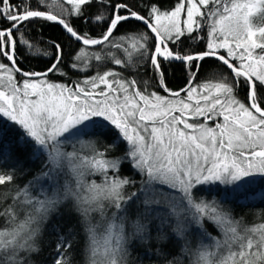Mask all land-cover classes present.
<instances>
[{
	"label": "snow or ice",
	"instance_id": "6c2138e0",
	"mask_svg": "<svg viewBox=\"0 0 264 264\" xmlns=\"http://www.w3.org/2000/svg\"><path fill=\"white\" fill-rule=\"evenodd\" d=\"M66 2L70 6L67 14L58 16L41 8L44 0H35V5L32 0H0V20L7 25L0 26V161H15L12 169L0 172V185L13 181L16 168L23 170L24 154L44 157L36 180L55 181L64 165L76 177L75 188L67 181L62 190L56 184L54 194L43 199L33 196L27 186L18 189L15 206L0 210L5 220L0 224V264H24L22 252L38 251L33 245L40 225L68 200L80 215L91 264H97L101 255L102 264H123L132 238L141 242L149 238L151 206L160 203L155 197L165 195V189L168 194L180 195L172 196L167 216L157 218L158 242L169 240L166 226L173 236L183 238L188 228L196 225L213 244L201 242L191 264H212L216 256L212 249L222 247L226 254L216 264H264V223L241 228L231 209L223 208L215 197L207 201L201 194L203 188L216 185L239 190L264 178V0H175L168 10L149 4L144 14L132 11L127 3L110 0H95L98 10L93 14H87V9L94 0ZM100 8L107 10V15ZM72 16L84 23L91 20L103 30L96 38L78 32L71 24ZM131 19L150 31L151 48L146 35L117 37L119 27ZM37 20L58 23L83 46H100L93 52L81 48L72 64L74 69L87 71L93 67L90 61H95V74L73 87L48 82L47 74L59 71V44L53 45V63L46 72L20 69L17 48L21 43L31 47L24 39L26 22ZM201 32L203 37L198 35ZM186 36L206 40L204 50H178L175 46ZM145 57L159 73L158 83L167 95L149 92L147 82L141 89L136 79L122 74ZM134 58H138L135 63ZM206 59L218 61L229 75L213 74L215 82L196 81ZM171 60L192 65L190 83L180 91L167 89L164 83L161 61ZM106 63L113 67L100 71ZM117 67L121 71L114 70ZM240 91L244 92L242 99ZM109 135L111 141L102 145L103 150L97 149L96 138ZM86 137L92 155H80L75 147L72 152L63 150L65 143L83 144ZM121 145L123 155L109 158L107 153ZM125 162L146 177L139 197L137 192L123 193L126 185L135 183L119 175ZM85 173L100 175L102 182L84 183ZM133 201L145 211L136 213L128 235L125 219ZM106 202L116 210L110 216ZM21 205L25 209L18 214ZM93 212L99 214L101 223H92ZM205 221L219 228L223 241L204 230ZM100 227L103 232L98 234ZM70 247L68 241H58L54 264H61ZM181 252H189L187 242ZM157 254L170 255L160 248ZM63 264H68L67 260ZM166 264L179 262L172 258Z\"/></svg>",
	"mask_w": 264,
	"mask_h": 264
},
{
	"label": "trees",
	"instance_id": "16d2710c",
	"mask_svg": "<svg viewBox=\"0 0 264 264\" xmlns=\"http://www.w3.org/2000/svg\"><path fill=\"white\" fill-rule=\"evenodd\" d=\"M35 5V0H32ZM110 3H127L132 11L139 14H144L148 10L149 4H158L162 10L172 9L175 4V0H110ZM47 11L53 14L66 15L70 6L65 0H44V4L41 5ZM98 10L95 0L92 7L87 9V14L96 13ZM100 11H104L107 15V10L100 8ZM72 26L81 33H85L93 38L100 35L102 26L96 25L89 20L88 23H84L81 19L72 16L70 17ZM27 31L24 39L28 40L31 47L24 46L21 43L16 55L18 57L17 64L20 69L25 72H40L47 70L53 63L55 55L54 44H59L62 50V59L59 65V71L51 72L47 74L46 79L50 82L57 84H65L69 87H73L76 83L83 81L87 77H91L95 74L96 62L90 61L93 67L87 71L77 70L72 67L75 62L74 58L78 54L81 48H84L88 52H93L99 49L100 46H83L75 39L69 37L64 30L56 22H49L44 20H37L33 22H26ZM0 26L6 27V23L0 20ZM24 31V28L21 29ZM139 36L146 35L148 39V47L151 48L153 43L152 34L145 26L135 19H131L124 22L116 33L117 37L125 34ZM202 33V32H201ZM200 36H204L205 34ZM206 46V40H193L187 36L176 45L175 47L182 52H199L204 50ZM169 47H173L169 45ZM107 51V49H105ZM115 51V50H113ZM119 55V53H117ZM122 59L124 57H121ZM138 58H134L135 60ZM4 63H8L4 60ZM162 70L164 72V83L167 89L172 91H180L186 88L189 83V77L192 75V65L180 61H161ZM105 67L112 68L111 64H105L99 67L100 71H104ZM114 70L121 71L118 67ZM122 74L130 79H136L138 87L143 89L144 83L147 82V90L149 92H156L158 95H167L158 83L159 73L151 69V66L147 63V57L140 61L135 68L124 70ZM213 74L216 77L219 75H229L226 69L219 66L218 61L215 59H206L201 62V69L196 76V81L209 82L215 81ZM17 80H20L19 75L16 76ZM103 87V86H101ZM183 94V92H181ZM244 92L240 91L239 98H243ZM104 131H107L104 129ZM111 141V135L99 136L96 138V148L103 150L102 145ZM75 150L78 154L84 156H90L93 154V150L88 145V138H85V142L80 145L66 144L63 145V150L66 152ZM109 158H113L118 155H123V145L116 151L107 153ZM29 157L24 154L22 157V168H16L14 172L13 181L0 185V210H3L9 206V204L17 203L14 201V197L17 195V191L20 188L28 187V191L33 195H39L40 198H44L45 195L52 196L54 194V186L59 184L64 185L65 181L70 186L76 184V177L71 173L67 165L63 166V171L56 177L55 181L49 179L36 180V177L41 172V160ZM15 165V161H8L4 163L0 161V172H5L12 169ZM109 175H112L109 172ZM120 177H127L130 183L123 188V193L127 196L129 193L137 192L140 196L139 189L144 183L146 177L143 174L134 171L133 168L127 163H123L119 169ZM89 181H102L100 175H89L85 173L82 177ZM29 182H32L31 184ZM235 187L218 186L216 190L212 188H206L205 192H201L203 197L207 201H211L213 197L220 203L225 209H231V215L235 220L241 222V228H251L264 223V184L259 185L261 193L253 197H247L252 190L247 193L245 191L234 190ZM255 189H253L254 191ZM165 195H162V199L165 202L161 207L158 205L151 206V212L148 219L151 221L149 224V238L141 242L139 238L133 237L131 242L126 245L127 255L123 258V264H166L167 259L176 258L179 264H191L195 259L194 253L200 248L201 242L205 245H212L213 241L208 236H202L200 230L196 225H192L188 228L183 238H177L171 234L167 226L164 231L169 235L167 242H158L156 239L157 228L156 225L159 222L157 218H164L168 213V204L172 200V194H168L169 190L165 189ZM247 191V190H246ZM195 194V193H194ZM245 196V197H243ZM23 197H21V200ZM137 198H134V201ZM133 202H129V208L125 219V232L130 235L132 232V221L136 218V213L145 211L143 206L137 207ZM107 213L110 216L112 212L116 211L114 208H108L106 202ZM25 206L21 205L18 209V214L24 212ZM156 217V218H154ZM91 221L93 224L101 223L98 213L93 212L91 214ZM4 217H0V224H4ZM6 226V225H5ZM204 230L210 234L211 237H215L218 240L223 241V235L211 222L205 221ZM239 230V229H238ZM98 234L103 232V228H97ZM243 234V233H241ZM248 235H252L248 233ZM253 239H256L253 236ZM66 240L70 243L71 247L67 249L61 264L64 260H67L68 264H91L89 258V250L87 246V240L85 230L81 224L80 215L74 210L73 202L71 200L65 201L54 212L50 213L48 219L44 221L39 229L38 234L34 241V247L38 249L36 252H22L20 254L24 264H54V260L57 256L56 247L58 241ZM187 242L189 248L188 253H182L181 247ZM236 245H233V250H236ZM157 248L162 249L165 254L170 255H158ZM216 251V256L212 257V264H216L221 255L226 254L227 249L222 247ZM61 251H64L62 248Z\"/></svg>",
	"mask_w": 264,
	"mask_h": 264
},
{
	"label": "rangeland",
	"instance_id": "374dc122",
	"mask_svg": "<svg viewBox=\"0 0 264 264\" xmlns=\"http://www.w3.org/2000/svg\"><path fill=\"white\" fill-rule=\"evenodd\" d=\"M66 1V0H65ZM162 23H166V21H164V20H162ZM205 34V33H204ZM201 35H203V32L201 33ZM48 81V80H47ZM48 82H50V81H48ZM212 82H215V81H212ZM184 95V93L183 94H181V96H183ZM210 124L212 123V122H209ZM66 144H74V142H68V143H65L64 145H66ZM76 145H80V143H75ZM65 151V150H64ZM68 152H72V151H68ZM82 180H83V182L84 183H88V182H90L88 179H85V178H82ZM102 181H98V182H96L97 184H100ZM241 183H243V182H241ZM264 184V178H256V179H254V180H252L250 183H248V184H246L244 187H242V188H240L242 191H245V193H247L249 190H252V192H250L248 195H246L247 197H253V196H257V195H259L260 193H261V191H260V188H259V185H263ZM218 186H222V185H216V186H214L213 187V189L214 190H216L217 189V187ZM73 188H75V184L72 186ZM154 187H156L155 185H154ZM231 187H235V186H231ZM222 188H225V186H222ZM205 189L206 188H203L202 190H203V192H205ZM253 189H255L254 191H253ZM168 190V189H167ZM202 190H201V192H202ZM247 190V191H246ZM202 192V193H203ZM173 196H176V197H178L180 194L178 193V192H174V193H171ZM162 197V195H159V194H157L156 195V199H158L159 201H160V203H159V206H163L164 205V199H162L161 198ZM243 197H245V196H243ZM103 260H104V257L101 255V256H98L97 257V264H102V262H103Z\"/></svg>",
	"mask_w": 264,
	"mask_h": 264
},
{
	"label": "water",
	"instance_id": "95a60500",
	"mask_svg": "<svg viewBox=\"0 0 264 264\" xmlns=\"http://www.w3.org/2000/svg\"><path fill=\"white\" fill-rule=\"evenodd\" d=\"M139 14V13H138ZM142 23V22H141ZM143 24V23H142ZM61 28H62V26L61 25H59ZM63 29V28H62ZM64 30V29H63ZM64 32L66 33V31L64 30ZM67 34V33H66ZM68 36H69V34H67ZM70 37V36H69ZM79 42V41H78ZM80 43V42H79ZM175 61V60H174ZM47 70H45V71H40V72H38V73H44V72H46ZM49 74V73H48Z\"/></svg>",
	"mask_w": 264,
	"mask_h": 264
}]
</instances>
